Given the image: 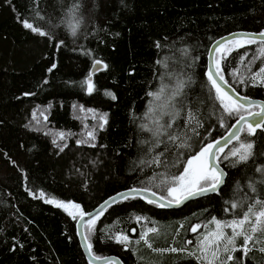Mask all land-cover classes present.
<instances>
[{
  "label": "trees",
  "instance_id": "trees-1",
  "mask_svg": "<svg viewBox=\"0 0 264 264\" xmlns=\"http://www.w3.org/2000/svg\"><path fill=\"white\" fill-rule=\"evenodd\" d=\"M23 21L47 35L25 28ZM234 32H264V0H0V264H87L76 236L77 219L68 214L78 210L65 211L47 199L78 204L87 213L132 188L166 197L168 185L160 187V181L178 175L190 157L237 120L220 107L206 66L211 44ZM225 46L230 50L226 59H221L223 48L215 55L224 81L238 94L264 102V87L252 83L264 67V45ZM96 60L107 67L91 76ZM89 76L91 93L85 83ZM164 76L183 82L192 110L210 114L203 119L211 123L200 128L204 134L197 148L178 159L173 157L180 138L173 143L169 135H157L158 129L167 131L159 125L147 126L150 131L139 127L150 108L148 93ZM74 104L107 114L94 146H77L72 138L56 145L51 135L30 130L32 111L50 106L49 129L67 135L78 131ZM190 116L183 112L176 123L194 125ZM244 128L239 141L251 144L250 155L246 161L219 156L227 177L217 194L179 210H160L138 198L119 202L99 217L93 233L84 227L92 255L117 256L123 264H201L199 254L188 252L197 250L205 225L213 218L239 219L249 205L259 209L255 201H264V171L258 170L264 169V129L249 135ZM157 156L159 166L151 163ZM231 203L239 206L232 209ZM136 217L157 229L148 237L151 249L137 243L144 229ZM121 233L129 237L127 247L115 240ZM243 242L235 238L237 250L228 264H264L259 250L264 232L255 234L246 255L240 250ZM170 248L185 250L155 251Z\"/></svg>",
  "mask_w": 264,
  "mask_h": 264
},
{
  "label": "snow or ice",
  "instance_id": "snow-or-ice-1",
  "mask_svg": "<svg viewBox=\"0 0 264 264\" xmlns=\"http://www.w3.org/2000/svg\"><path fill=\"white\" fill-rule=\"evenodd\" d=\"M23 26L27 29L32 30L33 32H37L41 36L47 35L44 31H41L37 27H34L33 24L23 21ZM75 31V29H73ZM260 37H264V32L259 33ZM255 37L249 36L246 40L234 39L228 41L229 44L233 45L234 48L243 47L246 43L251 44L255 43ZM261 45H264V40L260 41ZM159 46V45H157ZM225 49L224 52L221 53V59H226L227 54L230 51L226 48L225 45L220 44L217 41V51L220 49ZM261 55H264V47L260 49ZM243 59V58H242ZM101 61L96 60L95 65H100ZM53 68L55 65L52 66ZM106 68L107 65H104ZM51 71V69H49ZM222 68H220V61L218 60L216 63V70L210 68L208 72V80L211 84V87L215 90V98L219 101L220 107L223 109L224 113L228 116H235L237 117L236 123L243 125H247L246 131L247 134L252 135L256 132L258 128L264 129V103L261 104H253L249 101L247 104L241 103L240 101H244L247 98L243 96H238L236 99L233 98L228 92L224 91L217 83L215 77H219L221 81L224 80V76L222 75ZM253 81L259 82L262 86H264V67H261L258 72H256L253 77ZM244 83L243 80L240 81ZM87 84V90L89 93L93 91V84L91 82V76H89L88 80L85 81ZM183 88V82L177 84L175 91L168 96L163 97L165 92V87H161L157 92H149L148 95L153 97V101H161V106L166 107L167 104H173L176 99V96L180 94ZM107 95L112 96L115 99V96L112 93H107ZM163 97V100H162ZM252 108L257 109V111H251ZM83 110V109H81ZM91 111V110H89ZM153 109L149 108V113H151ZM244 113H247L246 116ZM35 115V114H34ZM194 116H190V119H194ZM251 118L253 122L249 121ZM101 125L100 127L103 128V125L107 123L106 117L101 116ZM159 124V121H156ZM198 123V121H197ZM243 125L237 129L235 132H229L227 137H224V143H227L231 139L235 138L239 142V136L237 135L238 132H244L245 128ZM168 128L172 126L171 122L166 125ZM223 126V123H221ZM145 130L147 129L146 126L142 125ZM165 125H160V129H163ZM157 135L167 134L160 132L159 129L157 130ZM61 138H63V134H60ZM88 136L91 139H94V134L89 132ZM169 139L175 143L179 137L176 135H169ZM55 143V141H54ZM159 141H157V146ZM94 146V145H92ZM186 143H181L178 147H187ZM251 148V144H245L243 142H239V147H235L231 150L230 155L232 157H238L240 161H246L250 155L248 151ZM63 149L61 148V151ZM224 153V147L221 146V140H216L212 143H208L200 148V150L190 157L186 161L185 167L181 170V172L176 175L173 174L170 180H162L161 183L167 184L166 190V197L161 196L159 199L164 200L167 197H171L172 200L168 201L167 206H172V202L174 201L176 205H179L184 200L189 199L190 197H195L199 195H205L209 192H217L220 188V185L223 183V176L224 173L216 164L217 159L219 158L220 154ZM162 155V154H161ZM227 158V157H225ZM151 163L157 164L159 166L160 160L159 156L154 157ZM259 171H264V169H258ZM255 191L254 187L252 188ZM132 193H136L140 190L131 189ZM151 195L155 196V193H150ZM35 195V194H33ZM121 199H128L124 193L119 194ZM39 196L43 198L45 194L43 192L39 193ZM113 201L116 200V197L112 198ZM46 203L55 204L56 207L63 208L65 211H68L69 208L77 209V213L73 214L72 212H68L70 216L75 220L77 219V215L81 221L85 220L86 215H90L85 213L78 204L74 203H65L63 201L55 200L54 198H50L45 200ZM148 203L152 204L155 203L153 200H149ZM256 205H260L259 209H256L254 205H249L247 210L243 213L242 217L239 219H232L231 221H221L216 218H213L211 223L214 225V229L206 232L201 239L198 241V258L201 261V264H228L229 261L233 260V256L231 255L232 252L236 251V245L234 243L235 238L237 236L243 237V245L241 249L243 253L246 255L247 251L249 250L248 245L250 242L253 241L255 234L258 232H264V201L256 200ZM158 207H165L164 203L157 204ZM239 205L237 203H231V208L236 209ZM104 206L101 205V209L97 210V215L92 217L91 219L87 220L83 227H85L89 234L94 232L96 221L99 219V216L102 215V210ZM228 211V208H225V212ZM137 221L141 220V217H136ZM247 225V228L245 227ZM200 225L194 226L191 231L196 233L200 228ZM231 229V234H228L224 231V229ZM135 231V230H133ZM157 233V229L155 227H149L146 231L140 234V238L137 243L143 241V243L148 247L152 248V243L149 240V234ZM117 243L123 244L125 247L128 246L130 243L129 237L124 234H119L115 237ZM89 236H85V242L87 243L89 254L92 255V244L88 242ZM186 243L191 244L192 241H187ZM185 249H155L158 252L170 251V252H178L184 251ZM264 251V249H261ZM191 254V253H190ZM223 257V259L221 258ZM92 259H99V257L92 255ZM91 264V260L89 261ZM111 264V262H110Z\"/></svg>",
  "mask_w": 264,
  "mask_h": 264
},
{
  "label": "rangeland",
  "instance_id": "rangeland-1",
  "mask_svg": "<svg viewBox=\"0 0 264 264\" xmlns=\"http://www.w3.org/2000/svg\"><path fill=\"white\" fill-rule=\"evenodd\" d=\"M78 20L81 21V17ZM164 77L165 78H162L159 80L158 87H157V90L155 92H157L163 86V87H165V92L163 94V97H168L173 93V91H175L177 84L180 83L181 81L178 80V82H177V79L172 77V76H164ZM252 83L254 85H261L259 82L253 81V80H252ZM262 87H264V86H262ZM163 97H162V100H163ZM209 98H210V100L212 98L210 93H209ZM173 103H174V106H173V104H167V106L164 107V106H161V101H153V97H151L149 105L153 109V111L151 113H149V110H148L144 114L143 118L140 119L139 127L141 130L145 129L144 127H141L142 125L145 124L144 121L148 122L147 125L146 124L144 125L146 127L149 125H152V127L155 126L154 128H156L157 127L156 125H159V126L165 125L167 131L163 132V133H167V134H162V135H176L182 141L181 143H186L188 145L187 147H182V148L180 147V150L175 153V157H173V158L178 159L180 157L182 158L183 156H185L186 153L193 152L197 148V146L200 142V139L202 138V136L204 134L203 129H200V128H204V127L208 128L211 121H210V119H207L205 122L203 121V119L205 117L210 116V114L208 112H206V113L198 112L197 108H194L195 112H193L194 109L192 110V108L189 106V103H188L187 99L185 98V96L183 95L182 91L180 92V94L178 96H176V99ZM212 104H214V103H212ZM74 106H75V108H74L73 114H74L75 118L78 119V122H80V129L78 131L71 132L69 135H67L64 132L56 133V132H53L51 129H49L48 128L49 125L47 124V117H48L49 112H50V106L49 107H37L34 111H32L33 113L30 116V119L28 120L30 130H34L36 132L38 131V132H41L45 135H47V134L51 135L54 138L56 145H62L66 141H68L70 138H72V140L77 144V146H82V145L92 146V145H94L96 142V132L98 130H103L105 128V125H106V124H104L103 128L100 127V125L102 123L100 120V117L105 116L106 120H107V114L105 112L98 111V110H95L92 108L83 107L82 105H79V104H74ZM212 107L215 109L214 106H212ZM81 109H83V110H81ZM176 109H177V113H176ZM211 109L212 108L210 107V110ZM89 110H91V111H89ZM212 111H214V110H212ZM183 112H185V115L191 114L195 117L194 123H193L194 125L190 126V125L184 124L183 126H181L180 124L176 123V121L179 119V117L182 115ZM212 116H213V118L218 119L214 115H212ZM171 118H176V119L173 123H171L172 126L170 128H168L166 126L165 122L168 121L167 122V124H168L169 122L172 121ZM156 121H159V124H157ZM197 121H198V123H197ZM190 123H192V122H190ZM147 131H149V130H147ZM89 132L94 134V137H95L94 139H91L88 136ZM60 134H63V138H61ZM178 134H180V135H178ZM239 142H241V141H239ZM239 142H237V145L235 147H239ZM230 152L231 151H229L227 154L223 153V157L224 158L227 157L228 159H231L232 156L230 155ZM169 169L173 170L174 167H171ZM163 180H165V179H163ZM158 186L164 187L166 185L164 183H161V181H160V184ZM138 227H140V228L142 227V229H144L141 231V233L147 230V227L144 224V222H141V224L138 225ZM245 227L247 228V225ZM213 229H214V225L212 223L205 225L204 231H202V233L199 234L198 239L200 240L201 237L206 232L213 230ZM224 231L228 234H231V229L226 228V229H224ZM239 237H242V236H239ZM252 249H254V248L252 247ZM255 249H259V248L255 247ZM259 250H261V249H259ZM192 251L193 250H191L188 253L190 254ZM191 254L194 256L196 254H199L198 248H197V250L193 251V253H191Z\"/></svg>",
  "mask_w": 264,
  "mask_h": 264
},
{
  "label": "water",
  "instance_id": "water-1",
  "mask_svg": "<svg viewBox=\"0 0 264 264\" xmlns=\"http://www.w3.org/2000/svg\"><path fill=\"white\" fill-rule=\"evenodd\" d=\"M249 36H254L256 42H258V43H260V41L264 40V37H260L259 36V33H247V32H234V33H231V34L222 36V37L218 38L217 40H215L211 44V46H210V48L208 50V54H207V65H206L207 66V75H208V72H209V69L210 68L213 70V72H215V70H216L215 55L217 53V50H216L217 49V41H219L220 44L227 45V44H229L228 41H231V40H234V39L246 40ZM104 69H105V67H104V65L102 63L100 65H95V63H94V65L92 66V68L90 70V75L92 76L94 74H97V73L103 71ZM215 79L217 80V83L220 85V87L222 89H224V91H226L230 95H232L234 99H236L238 96H242V95L238 94L224 80L221 81L219 77H215ZM91 81H92V77H91ZM243 97H245V96H243ZM246 98H247L246 100L240 101V102L241 103H245V104H247L249 101H251L253 104H261V103H264L261 100H254V99H251V98H248V97H246ZM249 121L254 123V121H252L251 118H249ZM242 125H243V122H241V124H237L235 122L228 129V131L224 135H222L221 137H219L218 139H216V140H221V146L224 147V153L228 149V147L233 142L236 141V139L233 138L230 141H228L227 143H224L223 138L224 137H227L228 134H229V132H235ZM243 127H247V125H243ZM241 133L242 132H238L237 135L240 137ZM222 154L223 153H221L220 155H222ZM216 164L219 167V169L222 170L223 173H224L223 183L220 185V188H219V190L217 192H209V193H207L205 195H199V196H195V197H190L189 199L184 200L179 205H176L175 202L173 201L172 202V206H167L169 200H166V199L161 200V199H159L161 196L157 195L156 193H155V196L151 195L150 193H154V192H152L150 190L135 188V189L140 190V191H138L136 193H132L130 191L131 189H128V190L120 191V192L116 193L115 195H112L111 197L103 200L94 209H92L91 211L87 212V214H90V215H86L85 216V220L81 221L79 219V216H78V218L76 220V223H75V231H76V236H77V240H78L79 247L81 249V252L83 254V257H84L86 263L89 264V261L91 260V264H110V262H111V264H123L122 261L119 258H116L114 256H108V257H103V258H99V259H92V255L89 254L88 247H87V243L85 242L84 227L82 225H84L87 220H89L92 217H94V216L97 215V210L98 209H101V205L104 206V208L102 210V214H104V212L107 209H109L110 207L118 204L119 202H122V201H125L126 200V199H121V197L119 195L120 193H124L125 196L128 197V199L138 198L143 203H146V204H150V203H148L149 200L155 201V203H152L155 206H157V204L164 203L166 205L165 207H158L157 206L158 209H160V210H179V209L183 208L184 206H186L187 204H189L191 202L197 201L199 199H202V198H205V197H208V196H211V195H215V194H217L223 188V186L225 184L226 177H227V173L221 167V165L218 163V159L216 161ZM132 189H134V188H132ZM113 197H116V200L115 201L112 200Z\"/></svg>",
  "mask_w": 264,
  "mask_h": 264
},
{
  "label": "flooded vegetation",
  "instance_id": "flooded-vegetation-1",
  "mask_svg": "<svg viewBox=\"0 0 264 264\" xmlns=\"http://www.w3.org/2000/svg\"><path fill=\"white\" fill-rule=\"evenodd\" d=\"M254 111H257V110H254ZM248 115V114H247ZM229 148V147H228ZM114 257H116V258H118L117 256H114Z\"/></svg>",
  "mask_w": 264,
  "mask_h": 264
},
{
  "label": "bare ground",
  "instance_id": "bare-ground-1",
  "mask_svg": "<svg viewBox=\"0 0 264 264\" xmlns=\"http://www.w3.org/2000/svg\"><path fill=\"white\" fill-rule=\"evenodd\" d=\"M101 216H103V215H101ZM101 216H100V217H101Z\"/></svg>",
  "mask_w": 264,
  "mask_h": 264
}]
</instances>
